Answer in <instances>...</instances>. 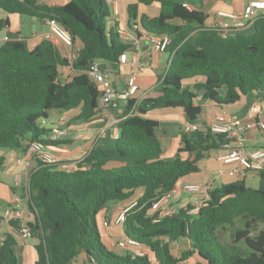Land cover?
Returning <instances> with one entry per match:
<instances>
[{"label": "trees", "instance_id": "obj_1", "mask_svg": "<svg viewBox=\"0 0 264 264\" xmlns=\"http://www.w3.org/2000/svg\"><path fill=\"white\" fill-rule=\"evenodd\" d=\"M157 2L160 14L153 18H139L138 4L129 5L127 25L141 35L133 27L139 19L143 32L170 37L168 66L158 76L153 96L122 102L115 147L94 146L71 171L63 169L69 162H36L28 204L36 219L31 229L40 241L36 264H77L81 253L86 264H264V232L252 235L264 224V172L258 174V188L248 186L245 179L223 184L211 189L196 212L189 204L159 219L153 205L172 193L180 179L200 173L201 162L221 147L225 137L182 132V147L174 161L166 162L160 124L148 117L158 110H179L188 123L201 124L199 100L222 107L235 105L246 95L264 99V15L254 23L253 34L224 37L205 26L209 16L204 10L172 0ZM0 10L56 20L80 44L72 64L50 40L32 50L22 42L0 46V150L24 153L36 142L64 146V136L52 141V129L44 124L51 113L78 109L72 122L87 124L101 109L96 83L82 73L63 82L61 68L84 72L100 61L117 69L131 46L118 35L119 21L106 0H69L60 6L39 0H0ZM9 26L8 18L0 19V31ZM193 80L197 82L192 88L185 87ZM134 202L120 225L124 238L145 251L143 257L108 250L96 219L111 203ZM227 227H234L231 244L222 243L218 235ZM180 240H187L190 248L175 255L171 246ZM0 264H18L8 241L0 243Z\"/></svg>", "mask_w": 264, "mask_h": 264}, {"label": "crops", "instance_id": "obj_2", "mask_svg": "<svg viewBox=\"0 0 264 264\" xmlns=\"http://www.w3.org/2000/svg\"><path fill=\"white\" fill-rule=\"evenodd\" d=\"M69 0H47L50 5H64ZM138 0H119V9L122 16H125L126 22H128L127 7L136 3ZM150 1V0H146ZM149 6L151 10L145 12L143 15H147L151 18L157 17L160 14V5L157 0H154ZM175 1V0H172ZM253 0H176L175 2L190 5L196 8L204 10L208 14V19L205 23L206 27H211L216 23L229 22L228 20L218 16L219 12L226 13H241L244 11L246 5ZM264 1V0H262ZM140 18V14L138 15ZM8 18L10 26L8 29L0 31V46L5 42L4 37H8L9 41L22 42L29 49L36 48L44 40H50L60 50L63 57L69 59L70 49L67 48L56 36L51 34V29L47 20L38 18L24 19L19 15H9L0 10V19ZM121 19V18H120ZM180 23V22H176ZM139 19L134 20V30H139ZM144 33V32H143ZM241 34L251 35L254 33L253 26H247L242 29ZM76 47L80 50V44L76 43ZM133 59L140 61L141 68L132 67L128 64H120L117 69H114L109 63H103L104 68L112 69L114 71V77H112L113 84L118 91L123 90L126 87V81L129 77L137 75V91L134 95L135 98L142 99L154 95V91L158 88V76L165 73L170 59L168 52L157 53L154 52L150 45L142 40L139 51H130L128 53V61ZM61 79L63 82H67L72 79L76 73L71 70L70 67H63L60 70ZM201 81V80H198ZM196 80L185 82V87L192 88L196 83ZM201 98V94H200ZM201 102L203 106V112L200 117V125H208L214 121H221L231 115H237L243 120H247V112L249 108L256 103H261L262 112L264 114V99H261L259 94L246 95L241 98V101L235 105L218 107L210 102ZM122 114V102H118L116 107H111L108 110L101 111L97 114L94 120L87 124L73 123V119L60 120L57 124L51 126V129L62 124L61 128L65 130L64 146H54V153L62 162H69L63 167L65 170H73L76 162L83 160L87 154L96 146L98 149H112L115 147V143L118 139L119 132L117 124L121 120ZM148 117L157 120L160 124L158 129V136L160 142L164 148H167L169 154V160H174L181 145V133L183 127L188 123L183 113L179 110H158L148 114ZM107 128V137L96 142L95 137L101 128ZM238 145L245 148L247 152L264 148V140L262 134L258 130L246 131L238 142ZM70 146V147H69ZM23 153L17 151V154L11 150L4 153L0 158V218H2L4 211L10 207H17L25 212V223L34 228L36 219L29 212V196L26 193L24 185L27 183L28 175L32 174L36 168V162L31 164V167L27 169L24 165L18 164L17 159ZM234 167V163H225L219 161L216 157V151L209 154L201 162L200 175L182 178L177 183L175 189L171 193L169 201L165 203V207L173 208L177 211L181 208H185L187 205H198L204 200L208 199L207 194L188 195L185 197L183 191L184 185L198 184L204 185L211 183L212 189H215L223 184H228L241 180L237 177L229 175V171ZM29 173V174H28ZM258 176L257 173L250 175L246 180L254 179ZM22 177V186L16 187L15 179ZM259 177V176H258ZM248 185V184H247ZM194 196L195 201L191 200ZM19 199L20 201L14 205V202ZM190 199V200H187ZM203 202V203H204ZM202 204V203H201ZM122 204L111 203L109 207L102 212L105 222H111L119 215V212L114 209V206L121 207ZM196 212V211H195ZM101 214V213H100ZM22 223L17 220H9L5 222L0 229V243L8 241L11 243L14 253L16 254L18 264H36L37 252L36 246L39 244V238L35 234L30 239H24L20 234V228ZM33 225V227H32ZM109 227V228H110ZM110 232V231H109ZM123 231L120 235V239L123 238ZM112 246L116 243L115 238L111 236ZM175 255H180L190 248V243L187 240H180L171 246ZM119 250L122 249H116ZM77 264H86L85 254L81 253Z\"/></svg>", "mask_w": 264, "mask_h": 264}, {"label": "built area", "instance_id": "obj_3", "mask_svg": "<svg viewBox=\"0 0 264 264\" xmlns=\"http://www.w3.org/2000/svg\"><path fill=\"white\" fill-rule=\"evenodd\" d=\"M40 2H47V0H39ZM110 7L111 14L119 21L117 33L120 36L123 43L130 45V51H139L142 40H145L154 52L165 53L171 44V39L168 36L149 35L142 33L138 35L129 28L125 20V16L121 15L119 9V0H106ZM264 15V1L253 0L246 5L244 11L241 13H226L219 12L218 16L228 20L229 22H221L214 24L213 28L217 29L224 37L233 34L240 33L242 29L247 26H253L258 17ZM121 18V19H120ZM51 29V34L56 36L67 48L70 49L69 61L71 64L78 57L79 49L76 47L73 36L56 20H47ZM4 42H8L9 38L4 37ZM120 64H130L132 67L141 68L140 61L133 59L128 61V53L123 54L119 59ZM72 71H74L71 68ZM76 75L82 73L87 74L88 77L96 83L100 89L99 106L101 111L116 107L118 102H123L134 98L137 91V75L134 74L126 81V87L118 91L113 84L112 77H114V71L112 69H106L103 67L100 61L92 62L89 70L84 72H76ZM247 120H243L237 115H231L224 120L214 121L208 125L201 126L200 124L187 123L182 132L203 131L210 132L212 134L223 135L225 142L216 151V157L219 161L225 163H234V167L229 171V175L237 177L239 179H247L254 173L264 172V148L247 152L244 147L238 145L240 137L249 130H258L264 140V114L262 112L261 103L253 104L247 112ZM64 124V123H62ZM62 124L52 128L51 140L57 141L65 135V130L61 128ZM118 124L117 122L114 125ZM107 137V128H101L96 134L95 141L100 142ZM54 146H44L41 143L30 144L20 158L17 159V163L24 165L27 169L31 167L33 162L41 163H55L59 162V158L54 153ZM71 171V170H68ZM29 174V173H28ZM30 177H27V183L24 185L26 193L30 194ZM16 187L22 186V177L15 179ZM212 189V184H188L184 185L183 191L192 194H207L209 199V192ZM171 193L161 198L157 203L153 205V210L158 212L159 219L166 216H172L177 213L176 209L165 207V203L169 201ZM207 199V200H208ZM206 200V201H207ZM20 200L17 199L14 202L16 205ZM136 205V203L125 204L121 206L118 217L115 224L120 225L125 221L126 213ZM199 209L196 207L192 210L195 212ZM25 212L17 207H10L4 211L2 218H0V229L5 222L9 220H17L22 223L20 228V234L24 239L32 238V229L25 223ZM105 225L109 228L110 223L107 221ZM133 243L126 238H121L119 242L114 244L116 249H125L126 251H132L138 256H145V251L133 247Z\"/></svg>", "mask_w": 264, "mask_h": 264}, {"label": "rangeland", "instance_id": "obj_4", "mask_svg": "<svg viewBox=\"0 0 264 264\" xmlns=\"http://www.w3.org/2000/svg\"><path fill=\"white\" fill-rule=\"evenodd\" d=\"M136 4H138V11H139L140 16H142L145 12H148L149 10H151L150 9L151 6H149L143 2H140V0L136 1ZM20 17H22L24 19H30V17L24 16V15H22ZM138 26H139V30L143 33L141 25H138ZM221 94L225 95V89L224 88L221 90ZM79 113H80V110H78V109L73 110V111H69V112H63V113H61L59 111H53L51 113L50 119L48 121L44 122V124L46 127H51L52 125L57 124L60 120H64V119H68V118L74 119L79 115ZM78 124H81V123H78ZM165 150L167 151L166 147L164 148L162 160H164L166 162L167 161H174V160H169V154ZM7 151H10V150H0V158ZM11 151L13 153L17 154L16 150H11ZM198 175H200V174L198 173V174L192 175V177H194V176L196 177ZM188 177H191V176H188ZM188 177H185L184 179H186ZM259 181H260L259 177L256 176L254 179H250L247 182V184H248V186H250L252 188H258L259 187ZM184 194H185V197H187L188 195H196V194H192V193H189L186 191L184 192ZM197 195H199V194H197ZM187 200H190V199H187ZM191 200L195 201L194 196L191 197ZM203 202H204V200L201 203L203 204ZM201 203L198 205L199 207L202 205ZM123 205H125V204H122L121 206H123ZM120 208H121L120 206L119 207L114 206V209H116L118 212H120ZM96 219H97L98 227H99V230H100V233L102 236V242H103L104 246L110 251H113L119 255L125 256L127 254V251L125 249L119 250V252H118L117 250H115V248H113V246L111 244V242H112L111 236L113 238H115L114 241H116V242H119L121 240L120 239V235L122 234L121 225H116L115 224V218H114V220L111 222V227L108 228L105 225V219L103 218L102 213L99 214ZM261 231L264 232V224H259L257 231L253 232L252 235L255 236ZM233 232H234V227H227L225 229H220L218 232V235L220 237L221 242L224 244H231L233 241V236H232Z\"/></svg>", "mask_w": 264, "mask_h": 264}, {"label": "water", "instance_id": "obj_5", "mask_svg": "<svg viewBox=\"0 0 264 264\" xmlns=\"http://www.w3.org/2000/svg\"><path fill=\"white\" fill-rule=\"evenodd\" d=\"M35 19H36V17H34ZM32 227H33V225H32Z\"/></svg>", "mask_w": 264, "mask_h": 264}]
</instances>
